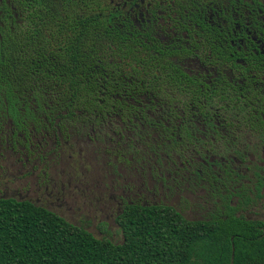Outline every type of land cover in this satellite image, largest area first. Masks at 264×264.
<instances>
[{
  "label": "flooded vegetation",
  "instance_id": "af4514ba",
  "mask_svg": "<svg viewBox=\"0 0 264 264\" xmlns=\"http://www.w3.org/2000/svg\"><path fill=\"white\" fill-rule=\"evenodd\" d=\"M110 1L149 58L110 49L81 99L1 111L0 198L101 234L129 206L264 229V0Z\"/></svg>",
  "mask_w": 264,
  "mask_h": 264
},
{
  "label": "trees",
  "instance_id": "16d2710c",
  "mask_svg": "<svg viewBox=\"0 0 264 264\" xmlns=\"http://www.w3.org/2000/svg\"><path fill=\"white\" fill-rule=\"evenodd\" d=\"M131 34L110 0H0V112L15 118L28 96L81 99L92 85L77 77L110 49L142 63L149 54ZM117 223L122 239L113 242L29 201L0 198V264H264L259 221L129 206Z\"/></svg>",
  "mask_w": 264,
  "mask_h": 264
},
{
  "label": "rangeland",
  "instance_id": "374dc122",
  "mask_svg": "<svg viewBox=\"0 0 264 264\" xmlns=\"http://www.w3.org/2000/svg\"><path fill=\"white\" fill-rule=\"evenodd\" d=\"M99 218V217H98ZM264 218V216H263ZM73 220V218H71ZM70 218H67L68 221L72 222ZM96 221H93V225H91L89 229V231H91L93 233L94 236L98 237V238H102V237H106L109 238L110 240H112L113 242H120L122 239L121 236V232L119 227H117L116 225L112 224L109 232H103V234L99 233L97 228L95 227Z\"/></svg>",
  "mask_w": 264,
  "mask_h": 264
}]
</instances>
